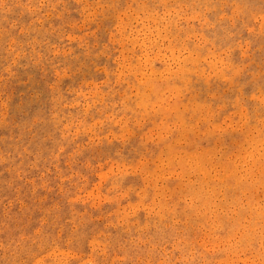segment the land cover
Here are the masks:
<instances>
[{"label": "rangeland", "instance_id": "374dc122", "mask_svg": "<svg viewBox=\"0 0 264 264\" xmlns=\"http://www.w3.org/2000/svg\"><path fill=\"white\" fill-rule=\"evenodd\" d=\"M263 206L264 0H0V264H264Z\"/></svg>", "mask_w": 264, "mask_h": 264}, {"label": "bare ground", "instance_id": "6f19581e", "mask_svg": "<svg viewBox=\"0 0 264 264\" xmlns=\"http://www.w3.org/2000/svg\"><path fill=\"white\" fill-rule=\"evenodd\" d=\"M227 176H229V175H227ZM223 177H224V176H223ZM235 177H236V176H235ZM232 178H233V177H232ZM225 179H226V177H225ZM233 179H234V178H233ZM227 180H228V179H227ZM235 180H236V179H235ZM239 180H240V179H239ZM261 180H262V179H261ZM223 181H224V179H223ZM225 181H226V180H225ZM243 181H244V180H243ZM209 182H211V181H209ZM261 182H262V181H261ZM212 183H213V180H212ZM239 183H241V182H239ZM246 183H247V182H246ZM214 184H215V182H214ZM224 184L226 185V183H224ZM224 184H223V185H224ZM244 184H245V182H244ZM250 184H251V183H250ZM261 184H262V183H261ZM217 185H218V184H217ZM225 185H224V186H225ZM241 185H242V184H241ZM241 185H240V186H241ZM228 187H229V186H228ZM237 187H239V185H237ZM249 187H250V186H249V184H248V189H249ZM230 188H231V187H230ZM225 189H226V188H225ZM234 189H235V188H233V190H234ZM236 189H237V188H236ZM250 189H251V188H250ZM250 189H249V190H250ZM253 189H254V188H253ZM195 190H196V189H195ZM219 190H220V189H219ZM222 190H223V189H222ZM240 190H242V189H240ZM228 191H229V190H228ZM238 191H239V190H238ZM242 191H243V190H242ZM229 192H230V191H229ZM233 192H234V191H233ZM233 192H232V193H233ZM243 192H244V191H243ZM243 192H242V193H243ZM252 192H253V191H252ZM230 193H231V192H230ZM235 193H236V192H235ZM240 193H241V191H240ZM228 194H229V193H228ZM203 195H204V194H203ZM207 195H208V194H207ZM232 195H233V194H232ZM238 196H240V195H238ZM204 198H205V197H204ZM234 198H235V197H234ZM236 198H237V197H236ZM238 198H239V197H238ZM201 199H203V198L201 197ZM206 199H207V198H206ZM253 204H254V203H253ZM204 205H205V204H204ZM249 205H250V204H249ZM255 206H257V205H254V207H255ZM260 206H261V205H260ZM263 207H264V206H263ZM255 208H256V207H255ZM259 208H260V207H259ZM249 209L251 210V207L248 208V211H249ZM257 209H258V207H257ZM168 210H169V209H168ZM250 212H251V211H250ZM250 212H249V213H250ZM257 212H259V209H258ZM262 213H263V212H262ZM163 214H164V213H163ZM255 214H256V213H255ZM263 214H264V213H263ZM263 214H262V215H263ZM249 215H250V214H249ZM253 215H254V214H253ZM256 215H258V214H256ZM256 215H254V217H255ZM260 215H261V214H260ZM160 216H161V215H160ZM245 216H246V215H245ZM251 216H252V215H250V217H251ZM246 217H247V216H246ZM243 218H245V217L243 216ZM260 218H261V217H260ZM245 219H246V218H245ZM251 219H253V217H252ZM261 219H262V218H261ZM261 219H259V218L257 217L256 219L254 218L252 221H253V223H254V220H255V221H257V220L261 221ZM242 220H243V219H242ZM240 221H241V220H240ZM259 221H258V222H259ZM238 222H239V220H238ZM258 222H257V223H258ZM236 223H237V222H236ZM240 223H242V222H240ZM253 223L251 222V224H253ZM262 223H263V222H262ZM262 223L259 222V224H262ZM229 224H230V223H229ZM238 224H239V223H238ZM255 224H256V223H255ZM238 226H239V225H238ZM229 228H230V226H229ZM229 228H227V229H229ZM233 229H234V228H233ZM231 231H232V230H231ZM249 238H250V237H249ZM243 240H244V239H243ZM249 240H250V239H249ZM247 241H248V239H247ZM245 245H246V244H245ZM245 245H244V246H245ZM241 248H242V247H241ZM243 248H244V247H243Z\"/></svg>", "mask_w": 264, "mask_h": 264}]
</instances>
